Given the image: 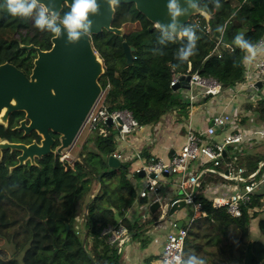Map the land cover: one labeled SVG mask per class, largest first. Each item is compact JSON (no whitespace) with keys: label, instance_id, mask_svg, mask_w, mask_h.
Listing matches in <instances>:
<instances>
[{"label":"trees","instance_id":"obj_1","mask_svg":"<svg viewBox=\"0 0 264 264\" xmlns=\"http://www.w3.org/2000/svg\"><path fill=\"white\" fill-rule=\"evenodd\" d=\"M220 3L218 10L213 0L199 4L207 6L211 17L205 20L196 15L201 19L200 25H192L200 37L197 54L175 71L170 65L180 64L177 53L186 45V39L160 43L161 34L155 24L134 3H119L112 26L123 27V35L103 29L90 36L103 61L104 72L98 81L107 110L125 108L142 126L157 123L173 110L178 119H184L192 103L185 96L184 88L173 89L170 85L175 74L180 77L197 72L216 79L220 89L240 83L245 69L241 62L244 53L225 45L231 44L238 33L253 43L264 37V0H220ZM68 10L64 5L61 16ZM233 12L236 15L231 18ZM226 22L224 43H219L220 53L212 52L219 37L216 27ZM134 23L139 27L125 30L127 24ZM52 35L36 29L30 18L13 17L0 9V63L8 61L29 74L36 52L21 45L32 43L47 48ZM124 41L133 47L131 62H127L123 52ZM256 110L258 118L264 119V96L257 100ZM22 116V111L10 113L8 125L0 124V136L9 141L38 140L40 136L36 132L22 135L21 131L12 129ZM104 127L105 133H97L95 129L89 132L77 153L79 161L47 153L36 158L33 164L26 161L15 166L19 151L3 152L0 158V264H118L120 251L117 242H110L109 229L119 224L134 237L148 241L144 227L160 218L161 209L148 212L144 218L132 220L125 216L138 197L135 179L143 176L135 173L133 178L129 177L133 170L131 158L109 166L108 157L117 147V132L107 123ZM51 135L55 147L58 135ZM140 154L145 158L150 155L145 147ZM260 160L253 154L235 160L226 154L218 168L243 167L247 174L257 169ZM202 166L200 160H195L190 169L198 170ZM197 182L193 200L200 202L202 213L187 227L185 258L196 254L204 256L208 264H264V241L259 238L264 236V209L261 208L264 189L254 191L250 202L242 206L241 214L234 216L224 206H214L212 198L204 194L208 184L226 183L224 178L205 173ZM56 188V195L52 197ZM182 208L188 217L192 215L189 205ZM253 221L257 235L251 229ZM5 243L12 244L11 251Z\"/></svg>","mask_w":264,"mask_h":264},{"label":"water","instance_id":"obj_2","mask_svg":"<svg viewBox=\"0 0 264 264\" xmlns=\"http://www.w3.org/2000/svg\"><path fill=\"white\" fill-rule=\"evenodd\" d=\"M202 1L195 0L198 4ZM41 2L60 12L64 5L69 7L72 0ZM167 2L168 0H119V3H134L136 9L155 25L157 21L165 25L171 22L166 10ZM98 3L99 15L89 17L93 21L91 34L82 37L77 43H66L64 34L60 38L52 35L51 46L46 50L32 43L21 45L36 52L29 75L8 61L0 63V124L6 127L10 113L23 111L24 117L12 129L22 130L24 135L35 131L40 136L39 142L32 140L30 143L0 137V157L3 149L19 151L15 166L26 161L33 164L36 158L47 153L59 155L63 150L70 149L102 95L103 89L98 79L104 72L103 61L93 47L90 36L103 29L123 35L124 28L112 26L114 12L109 10L106 0H98ZM180 4L182 8L188 7L186 0H180ZM194 15L198 14H193L189 9L187 15L177 18L178 25H185ZM122 47L127 62H131L133 47L125 41L122 42ZM188 79L189 75L185 76V80ZM107 124L112 125L111 118L107 119ZM51 133L58 135L59 142L55 147V139ZM75 160L79 161V158L76 157ZM119 163L116 156L108 157L109 166H117ZM139 175L144 174L141 172ZM160 204L159 199L153 201L149 210L154 212ZM184 206V200L179 199L170 206L168 214L171 215ZM182 222L177 221V226H181Z\"/></svg>","mask_w":264,"mask_h":264},{"label":"built area","instance_id":"obj_3","mask_svg":"<svg viewBox=\"0 0 264 264\" xmlns=\"http://www.w3.org/2000/svg\"><path fill=\"white\" fill-rule=\"evenodd\" d=\"M187 23L198 26L201 24V19L194 15ZM260 40H264V38H260L258 41ZM212 52L220 53L219 41L214 45ZM253 74H256L257 77H254ZM187 75H189V79L185 80V76ZM256 81H260L264 85V57L258 58L251 68L245 65L243 80L240 82L241 85L250 90L249 93L253 95V97L259 99V96L256 97L258 87ZM170 85L173 89H190L193 86H198L201 89V93L204 95H214L220 91V84L216 79L209 76H201L197 72L190 74L185 73L180 77L178 74H175L170 80ZM102 95L95 103L85 122V124L87 123L89 125V132L95 129L97 133H105L106 129L104 124L107 123L108 118L112 119L111 126L115 128L119 139H124L127 134L143 127L137 123L131 112L125 108L108 111L102 100ZM187 96L189 97V101L193 103L195 100L194 94L189 92ZM236 120L237 115L235 112L221 111L210 117V125L207 126L204 131H196L188 124L186 127L185 142L180 149L173 152L167 161L153 154L149 155L147 158H143L140 151L132 155V157L139 159L141 164L131 171L129 177L133 178L135 173L143 172V177L145 179L144 185L138 193L139 197H145L149 193H157L160 182L165 175L176 176L178 179L177 184L179 190L176 195L170 199L169 202L160 204L161 219H165L169 216L168 211L170 206L179 199H183L185 205H189L192 210V215L189 217L187 216L186 220H183L181 226H177L176 219L167 221L172 230L166 234L161 252L158 255L157 264H160L166 252L183 253L187 227L195 217L202 213L200 202H195L193 200V191L198 184L197 179L201 175L205 173H215L225 179L227 193L212 197V204L214 206H224L228 213L234 216L241 214L242 206L250 202L251 195L254 191L261 188L264 182V175H258V173L264 161H260L257 169L247 174L244 173L245 168L243 167L226 170L218 168L223 160L226 148L230 145L239 143L242 140V133L240 131H226L223 132L218 139H215L213 136L217 128L233 124ZM112 155L116 156L119 160L131 158L116 150ZM64 157H66V154L60 159ZM195 160H200L203 164L198 170L190 169V164ZM188 182L190 186L186 187ZM261 208L264 209V198ZM160 218L156 223L160 221ZM109 231L110 242H117L119 251L121 252L125 241L130 237L128 229L119 224L117 227L110 228Z\"/></svg>","mask_w":264,"mask_h":264},{"label":"crops","instance_id":"obj_4","mask_svg":"<svg viewBox=\"0 0 264 264\" xmlns=\"http://www.w3.org/2000/svg\"><path fill=\"white\" fill-rule=\"evenodd\" d=\"M248 67L251 68L252 65ZM253 76L257 77L256 74H253ZM256 83L258 86L256 97L264 96V85L260 81H256ZM190 89L185 88L183 91L185 96L189 92H192L195 96L186 118L178 119L176 112L173 110L164 114L157 123L143 126L141 129L127 134L124 139H119L117 136L116 151L133 159L131 169L141 164V161L136 157H132V155L142 150L143 147L147 149L148 154L156 155L167 161L173 152L180 149L185 142L188 124L196 131H204L210 125V117L221 111L235 112L237 120L233 124L224 126L221 131L220 128H217L213 137L218 139L226 131H240L242 133V140L239 143L228 146L224 155L233 156L235 160L239 157L253 154L260 157V161H264V119L258 118V110H256L258 99L249 93L250 90L248 88L238 83L234 87L220 89L214 95H204L198 86H193ZM258 175H264V164L260 168ZM177 181L176 176L165 175L160 182L157 193H149L145 197L138 196L132 206L125 211V216L132 220L147 217L149 215L148 212H151L149 206L153 201L159 199L161 204H165L176 195L179 190ZM144 182L145 180L136 181L139 191L143 187ZM189 186L190 183L188 182L186 187ZM261 188L264 189V182ZM226 193L227 185L222 182L208 184L204 189V194L208 198ZM170 216L171 219L183 221L187 218V211L184 208H180L175 210ZM156 221L150 222L144 227L147 228L144 236L149 237L146 243L142 241L141 237H134V234L130 233V237L125 241L123 250L119 254L118 264L158 263V255L161 252L166 234L172 228L167 222L164 226H161ZM261 240L264 241L263 239ZM151 255L154 257L148 258Z\"/></svg>","mask_w":264,"mask_h":264},{"label":"clouds","instance_id":"obj_5","mask_svg":"<svg viewBox=\"0 0 264 264\" xmlns=\"http://www.w3.org/2000/svg\"><path fill=\"white\" fill-rule=\"evenodd\" d=\"M110 11H115L119 5V0H106ZM187 8H182L180 0H168L166 4L167 14L171 22L167 25L161 22H156V29L160 32L159 42L164 40L175 42L181 39L187 41L186 45L178 50L177 56L180 64L170 65L173 71L179 68L182 64L189 61V58L197 54V41L199 36L196 35L192 25H178L177 18L188 14L191 9L193 14H198L205 20H209L211 12L207 6L201 7L195 0H186ZM215 9H220L222 6L220 0H213ZM0 9L6 10L13 17L30 18L33 21V26L40 31H47L53 34L56 38H60L66 34V43H77L82 37L91 34L93 21L90 16L99 15L100 4L98 0H72L69 10L62 16L59 11L41 0H2ZM235 12L232 13L234 18ZM230 22V21H229ZM228 23L217 25L216 32L219 33V43H224V34L227 30ZM226 47L239 48L243 53L242 64L251 66L260 57H264V40L253 43L245 38L243 33H238L233 38L231 44H226ZM234 46V47H233ZM160 264H208L204 256L190 254L186 258L182 252L180 253H165Z\"/></svg>","mask_w":264,"mask_h":264},{"label":"rangeland","instance_id":"obj_6","mask_svg":"<svg viewBox=\"0 0 264 264\" xmlns=\"http://www.w3.org/2000/svg\"><path fill=\"white\" fill-rule=\"evenodd\" d=\"M137 27H139L138 23L127 24L125 26V30H131V29H134V28H137ZM88 134H89V125L86 123L84 125L82 131L80 132L78 138L76 139L75 143L73 144V146L70 149H68V150H63V152L61 153V157H63V155L66 154V157H68V159H70V160L75 159L77 157V153L79 151L81 143L85 140V138L87 137ZM67 153H69V154H67ZM57 178L58 179L60 178L58 174H57ZM135 180L136 181H141V180H145V179H144V177H138ZM56 192H57V188L51 193V196L55 197ZM81 211H82V209H80V212ZM161 216H162V214H161ZM170 219H171L170 215L168 217H166L165 219H161L160 218V221L157 224H160L161 226H164L166 224V222L168 220H170ZM251 229H252L253 234L257 235L254 221L251 223ZM259 238L264 240V236H262V235H259ZM4 246H6L10 251L12 250V244H6L5 243Z\"/></svg>","mask_w":264,"mask_h":264},{"label":"flooded vegetation","instance_id":"obj_7","mask_svg":"<svg viewBox=\"0 0 264 264\" xmlns=\"http://www.w3.org/2000/svg\"><path fill=\"white\" fill-rule=\"evenodd\" d=\"M50 46H51V45H49V47H47V48H40V49H42V50H46V49L50 48ZM35 56H36V55H35ZM31 68H32V67H31ZM30 71H31V69H30ZM29 73H30V72H29ZM26 75H29V74H26ZM22 112H23V111H22ZM23 117H24V112H23V116H22V118H23ZM22 118H20V119L18 120V122H19ZM17 124H18V123H17ZM17 124H16V125H17ZM7 125H8V124H7ZM13 127H14V126H13ZM13 127H12V128H13ZM19 131H21L22 135H24L22 130H19ZM32 132H35V131H31L29 134H26V135H30ZM0 137H1V138H5V137H2V136H0ZM32 140H36L37 142H39L40 137H39L38 140H37L36 138H31V141H32ZM31 141H30V142H31ZM19 142L30 143V142H24V141H19ZM53 146H54V145H53ZM5 150H9V149H3V150H2V153H1V157H2L3 152H4ZM1 157H0V158H1Z\"/></svg>","mask_w":264,"mask_h":264}]
</instances>
